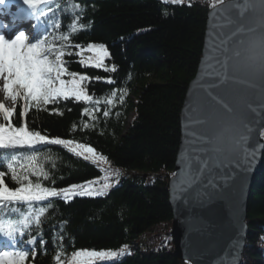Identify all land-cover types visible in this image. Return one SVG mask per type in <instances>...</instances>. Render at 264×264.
I'll return each instance as SVG.
<instances>
[{
    "label": "trees",
    "instance_id": "1",
    "mask_svg": "<svg viewBox=\"0 0 264 264\" xmlns=\"http://www.w3.org/2000/svg\"><path fill=\"white\" fill-rule=\"evenodd\" d=\"M57 2L62 8L72 3L85 6L80 22L90 27L71 40L84 46L105 45L111 54L105 58V64H114L117 70L111 73L79 63H70L69 69L93 78L115 80L113 85L93 80L88 88L97 97L105 96L113 88L127 91L124 102H117L109 117L98 112L95 127L87 130L81 127L83 122H91L82 115V109L88 106L84 102L59 103L55 107L61 109L62 115L53 114L52 106L47 111L29 112L30 128L51 137L89 144L106 158L98 170L59 146L40 148V154L51 153L55 157L54 167L51 160L44 165L51 172L55 187L102 180L104 168L109 169L115 182L117 177L113 173L119 172L118 183H114L107 196L75 197L67 203L59 198L52 200L53 208L48 210L41 227L47 243L42 249L37 240L34 264H55L61 243L66 254L81 249L119 251L128 246L130 254L115 262L96 264H179L170 234L173 210L169 180L180 145L181 110L198 70L213 0H182L179 4L171 0ZM51 7L56 8V4ZM69 22L70 14L61 12L60 31H67L64 25ZM84 55L92 53L85 51ZM100 107L103 110L105 106ZM44 183L53 186L50 181ZM10 186L15 187L11 182ZM65 221L61 229L59 225ZM247 223L249 232L241 264H264V156L262 171L251 188ZM54 233H60L63 240H54ZM32 235H37L35 229ZM6 242L7 238L0 237V245ZM27 264L33 261L29 259ZM61 264H66L63 256Z\"/></svg>",
    "mask_w": 264,
    "mask_h": 264
},
{
    "label": "snow or ice",
    "instance_id": "2",
    "mask_svg": "<svg viewBox=\"0 0 264 264\" xmlns=\"http://www.w3.org/2000/svg\"><path fill=\"white\" fill-rule=\"evenodd\" d=\"M21 2L27 6V10L12 12V4ZM171 2L179 4L182 0H171ZM217 2L223 5V0H213V8L217 6ZM52 4H56V8H52ZM234 6L239 9L241 19L247 11L257 9L264 17V0H258V3L256 0H244L243 4ZM85 10V6L76 3L62 8L57 0H0V13L10 15L13 21L18 18L22 21L30 18L36 20L34 34L31 37L23 29L10 37L0 34V81H2L0 90L6 92L16 105L8 107L0 102V169H3L0 170V237L7 238L6 244L0 245V264H27L29 259L34 264L37 240L39 239L42 249L47 243L43 239L41 227L48 210L53 208V199L59 198L67 203L75 197L107 196L114 183H118L119 174H115L117 178L113 182L109 169L104 168L106 174L102 180L91 179L63 188L55 187L51 172L44 166L45 162L51 160L54 167L55 157L51 153L40 154V148L59 146L75 157L92 163L98 170H101L100 166L106 162V158L89 144L70 138L51 137L46 132L30 128L28 123L30 111H47L49 106H52L53 114L62 115L61 109L55 106L71 100L88 105L82 109V115L87 116L91 122H83L81 125L82 129L87 130L95 127L98 112L102 111L103 116L107 118L111 110L117 106V102L120 104L124 102L126 89L113 88L103 97H97L95 93L89 91L88 86L93 80L113 85L115 83L113 78H93L86 73L71 71L68 67L70 63H79L85 68L104 69L111 73L117 70L114 64L111 67L105 64V58L111 55L105 45L88 43L84 46L72 42L73 35L90 27V24L80 22ZM221 11L228 10L222 7ZM61 12L70 14V22L64 25L67 31H60ZM226 20L227 24L236 23L231 17H226ZM0 28H6L11 32V28L2 21ZM244 32L245 28L240 24L228 40ZM228 40L221 41V45L226 44ZM240 43L243 44V41ZM85 51L92 55L85 56ZM73 56L78 59H66ZM235 56H240V52H235ZM228 59L225 58L221 64L225 70ZM256 59L259 61L261 72H264V42ZM226 78L224 76L208 87L219 88ZM209 96L227 112L232 111L219 96L211 92ZM102 104L105 106L103 110L100 107ZM73 128L75 129V125ZM229 131V127L225 125L202 138L210 145L204 151L212 154L209 159L214 164L221 161L223 152L221 144L228 138ZM247 131L251 133L253 130L248 128ZM260 136L264 138V132H261ZM248 141L247 134H241L233 141L235 147L229 161L235 163L237 168L247 167V162L250 158H254L258 148L264 150V146L260 145L249 148ZM204 163L207 167V162ZM201 175L202 170L190 175L186 182V195L194 190ZM9 181L15 187L10 186ZM44 181H50L53 186L46 185ZM14 216L16 219H13ZM64 224L66 221L59 227L63 229ZM33 229L36 230L37 235H32ZM25 236L28 237L26 240ZM54 240L62 241L63 237L60 233H54ZM23 245L30 247H22ZM5 248L10 250H4ZM125 254H130L127 245L119 251L81 249L66 254L61 243L54 261L55 264H61L63 256L66 264H96L98 261L107 260L115 262Z\"/></svg>",
    "mask_w": 264,
    "mask_h": 264
},
{
    "label": "water",
    "instance_id": "3",
    "mask_svg": "<svg viewBox=\"0 0 264 264\" xmlns=\"http://www.w3.org/2000/svg\"><path fill=\"white\" fill-rule=\"evenodd\" d=\"M243 3L223 0V5L217 3L209 9L198 70L181 110L180 145L169 180L173 210L170 234L179 264H241L244 254L250 192L262 171L264 150L258 148L247 167L237 168L229 157L233 141L241 134L249 136V148L264 146L260 136L264 131V72L256 59L264 42V17L257 9L247 11L241 19L234 5ZM222 7L228 11H221ZM226 17L236 23L227 24ZM240 24L245 32L228 40ZM223 40L228 42L221 45ZM225 58H229L227 70L221 67ZM224 76L227 78L221 87H208ZM209 92L223 99L232 111L212 101ZM225 125L230 131L221 144V161L214 164L209 159L212 154L204 151L210 145L202 138ZM248 128L253 131L248 133ZM199 170V182L186 195V182Z\"/></svg>",
    "mask_w": 264,
    "mask_h": 264
},
{
    "label": "rangeland",
    "instance_id": "4",
    "mask_svg": "<svg viewBox=\"0 0 264 264\" xmlns=\"http://www.w3.org/2000/svg\"><path fill=\"white\" fill-rule=\"evenodd\" d=\"M34 32H31V34H28L30 37L32 36ZM0 83H2V81H0ZM0 102H3L5 103L6 106L8 107H14L16 106L14 104V102L11 100V98L7 95L6 92H4L3 90L0 91ZM117 173V172H116ZM116 173H113V176H116L115 174ZM119 173V172H118ZM171 232V231H170ZM161 239V238H160Z\"/></svg>",
    "mask_w": 264,
    "mask_h": 264
},
{
    "label": "bare ground",
    "instance_id": "5",
    "mask_svg": "<svg viewBox=\"0 0 264 264\" xmlns=\"http://www.w3.org/2000/svg\"><path fill=\"white\" fill-rule=\"evenodd\" d=\"M1 91V90H0Z\"/></svg>",
    "mask_w": 264,
    "mask_h": 264
}]
</instances>
